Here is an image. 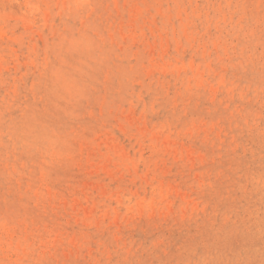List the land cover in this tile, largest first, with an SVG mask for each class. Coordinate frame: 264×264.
<instances>
[{
  "label": "rangeland",
  "instance_id": "374dc122",
  "mask_svg": "<svg viewBox=\"0 0 264 264\" xmlns=\"http://www.w3.org/2000/svg\"><path fill=\"white\" fill-rule=\"evenodd\" d=\"M0 264H264V0H0Z\"/></svg>",
  "mask_w": 264,
  "mask_h": 264
},
{
  "label": "bare ground",
  "instance_id": "6f19581e",
  "mask_svg": "<svg viewBox=\"0 0 264 264\" xmlns=\"http://www.w3.org/2000/svg\"><path fill=\"white\" fill-rule=\"evenodd\" d=\"M167 66V65H166ZM164 72H166V71H164ZM139 165V164H138ZM18 190H20V189H18ZM20 192V191H19Z\"/></svg>",
  "mask_w": 264,
  "mask_h": 264
}]
</instances>
